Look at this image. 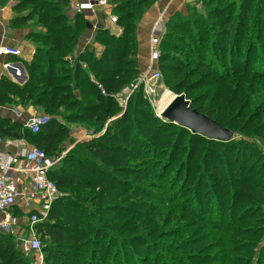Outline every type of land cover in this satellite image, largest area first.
I'll list each match as a JSON object with an SVG mask.
<instances>
[{"label":"trees","instance_id":"trees-1","mask_svg":"<svg viewBox=\"0 0 264 264\" xmlns=\"http://www.w3.org/2000/svg\"><path fill=\"white\" fill-rule=\"evenodd\" d=\"M8 1L0 0V5ZM14 1L15 23L24 28L28 27L29 33L26 38L34 46V55L29 63H25L30 78L26 85L18 86L5 77L0 78V107L16 100V106L28 105L39 109L50 117V121L37 133H31L20 123L0 120V136L31 141L47 155H54L57 144L68 137V131L52 117L58 108H80L81 112L70 113L67 120L84 119L89 122L95 119V125L99 124L100 118L109 120L114 117L115 110L119 113L118 106L114 103L115 95L124 92L140 74L136 60L134 30L141 9L149 0H124L118 4L117 0H108L109 3L115 4L112 10L117 15V24L122 33L116 36L107 30L97 29L94 41L103 47L99 55H95L91 47L85 48L83 52L78 51L83 36L88 32L89 22L85 19L84 13L73 14L70 11V0ZM202 2L216 4V9L211 11V17L214 20L216 18L221 20L220 23H214L220 30L215 32L214 26L208 25L200 33L190 34L196 43V49L202 50L201 53H197L199 61L195 63V67L183 63L177 57L167 58V54L161 52L158 70L159 72L164 70L169 75L175 95L184 96L191 109L206 115L223 129L238 133L249 132L253 136L264 138V70L255 69L264 66V57L253 63L248 53L252 48L255 52L260 49L254 41L259 40L258 31L264 29V21L259 17L264 10V0H240V9L233 17L231 16L235 10V2L230 3V0ZM247 3H253L251 10L245 8V13L250 15L249 18L242 12L243 6H247ZM219 9L228 13L221 16ZM231 18L236 21V26L229 25ZM189 22L197 21L191 19ZM174 28L182 30L180 25H174ZM216 49L219 51L214 54ZM127 52H130V57H127ZM76 55L84 67L81 65L69 67L65 58ZM235 62L239 65L235 66ZM90 77L101 84L105 96L91 82ZM36 81L41 82V87ZM202 89L205 91H201ZM75 91L78 92L77 96L74 94ZM142 92V87H137L131 93L127 100V109L119 120H127L130 104H138V97ZM80 98L85 101V105H80L78 102ZM135 108L133 106L131 109L133 113L136 112ZM149 115H153L152 126L155 130L144 129L149 138L146 145L149 146L150 142H156L157 145L153 149L149 147L141 152L146 166L140 173L145 174V179L140 180L141 175L138 179L146 182H141L144 185L141 184L138 189L149 187L155 188L156 191L145 193L142 190L129 193L121 190L119 186L108 185L109 180L113 184L115 182L119 184L121 181L109 175L106 165L119 171L125 160L132 156L131 151L121 145L125 143L124 137L133 133L129 131L128 121L116 128L111 136L106 132L81 143V148L73 149L72 155L62 159L51 174V179L59 191L68 193L55 202L47 220L37 227L43 243L44 264H162L164 260H160L164 257L160 251L167 256L166 262L170 260L175 256L174 251L182 250L179 247L182 245L181 241H177V236L182 234L187 236L185 243H189L184 248L190 246L191 251H196L195 246H200L201 239H198L199 231L193 232L198 221L195 215H200L203 206L198 207L195 200L189 208L188 195L190 192L197 195L201 192V187L211 186L208 179L202 181L207 172V170L201 172L199 164L203 166V163L207 164V168L218 171L217 174L214 173L218 180H221L222 174L228 177V170L238 176L232 181L234 186L229 189L231 190L229 197L236 209L244 203L247 212L246 215L241 213L238 220H232L231 225L257 222V218H254L260 213L257 206L264 203V161L258 168H255L254 161L247 168L246 163L249 160L252 162L253 157H244L243 152H240L241 155L238 149H236L238 157L228 153L223 157L220 151L224 149L219 147L220 141L191 133L190 138L198 141L206 139L208 148L213 146V150L199 156L197 147L194 146L191 156L186 159L184 171L178 165L168 171L169 166L174 165L169 162L168 156L163 157L158 147L164 146L167 140H170V136L163 132L172 128L170 126L173 123L153 113ZM73 153L82 154L83 159L75 157ZM149 153L153 156L147 158ZM118 155L120 158L116 157ZM195 159L199 160L196 162ZM68 160H72V163L66 167ZM153 179L161 181L153 185L151 183ZM221 185L218 181V187ZM161 190L164 192L159 193ZM218 191L222 193L221 190ZM225 197L226 195L222 194L224 201ZM120 198L122 202L116 203ZM213 206L215 210L211 216L212 222L202 220L212 229L214 227L218 229L222 226L223 214L227 209L216 202ZM232 210L231 207L227 213L235 215ZM249 213L253 215L250 216ZM188 217L191 220L184 222L183 219ZM250 230L252 232L249 231L251 234L247 236L237 229L234 230L243 239L245 246L257 239L260 233L252 228ZM129 231L142 233L140 238V235H131L144 240L145 253L142 257H138L134 251H124ZM173 232H176V235ZM221 232L225 234L228 230ZM155 234L163 240L161 245L152 243L150 235ZM237 240L239 242V239ZM221 242L218 250L229 252V243L223 245V238ZM214 244H216L214 241L206 243L198 248V252L192 253L193 256L205 248L211 252ZM229 250L236 254L240 253L242 256L240 264L249 261L248 255L252 254L250 251L244 254L245 249L242 246ZM222 256V264H230L226 261L227 254ZM28 261L13 238L0 233V264H30ZM254 264H264V246L258 251Z\"/></svg>","mask_w":264,"mask_h":264},{"label":"rangeland","instance_id":"rangeland-1","mask_svg":"<svg viewBox=\"0 0 264 264\" xmlns=\"http://www.w3.org/2000/svg\"><path fill=\"white\" fill-rule=\"evenodd\" d=\"M123 1L124 0H117L116 4L123 2ZM163 1L164 0H149L148 4L141 9L140 15L138 16V22L135 24L136 29L134 30V40H135V44L137 47L136 60H137V67H138V70L140 71V74L142 73V70L147 65V60H146L144 67H142V65H141L142 64L141 63L142 62L141 61V55L143 53L142 49H144V47L146 45L145 34L147 31V25L149 24L147 17H149L154 12V9L158 8L160 6V3ZM202 1L203 0H184V1H181L180 7H176L174 10H172L170 13H168V15L166 17L164 16V20L166 21V30H165L164 35H163L162 40H161V49H160L161 52L163 54L166 53L167 58L168 57L169 58L173 57V59L176 57L180 58V60L183 61V63L186 62L191 67L196 66L195 63H197L199 61V58L197 57V53H199V52L201 53L202 50L196 49V43L193 42L190 34H192V32L200 33L201 30L205 29L208 25L213 27L214 23H220L221 22V20L219 18H216L214 20L211 17V11L213 9H216V4H213L210 2H202ZM239 1L240 0H230V3L235 2V4H236L235 10H234L231 17H233L234 14L238 13V11L240 9L239 8ZM254 1H256V0H254ZM109 4L112 5V9H113L115 4H111V3H109ZM221 4H222V2H220L219 5H221ZM246 5L247 6H243V10H242L243 13H245L246 7L248 8V10L249 9L251 10L253 3H249V4L247 3ZM112 9L110 11H103L102 12L104 21H106V19L110 15H114L117 18V15L113 12ZM219 12H221V16H224L228 13V12L226 13V11H223L221 9H219ZM263 12H264V10L260 13L259 17L261 20L264 21ZM160 13H162V11ZM245 15L247 16V18L250 17V15L248 13L247 14L245 13ZM191 19H194L197 22H193V23L189 22V20H191ZM255 19H257V17H255ZM104 21L101 23L102 25H103ZM102 25H100L98 27V29L101 27L103 28ZM174 25H180L182 27V30H178V29L174 28ZM229 25L236 26V21L233 18H231V22ZM112 28H113V30L120 29L121 32L116 34V36L121 35L122 29L120 28V26H118V24H116ZM214 28H215V32L220 30V27L218 28V27L214 26ZM96 31H97V29H96ZM96 31L94 32V34L92 35V37L90 39V44L88 46L87 45L84 46V44H83V46H81V43H80L78 51L80 50V52H83L84 49L87 47H91L90 49L93 50V53L95 55H99L103 51L102 45H100L99 43H95V41H94L95 35L97 33ZM110 33H112V32H110ZM165 35H167L168 37ZM257 35L259 37V40L254 41V43H255V45H258L260 47V49L257 52H255L254 48H252L248 52L252 58L253 63L255 61H259L260 57L261 58L264 57V29H260L258 31ZM215 37H217V36H215ZM218 45L220 46V43ZM218 51H219L218 49L214 50V54H216ZM129 53L130 52H127V57H130ZM33 55H34V52H33ZM33 55H32V57H33ZM69 59H71L72 61L70 62ZM65 60L67 61V64L71 68L76 66V65L84 66L83 63L78 61L77 55H76V57H70V56L66 57ZM29 62H24L21 65V67L23 68V72H24L23 76L24 77H23V79H21V82L20 81L15 82L16 85L24 86V85H26L27 81L30 79L29 75H28L27 67L25 65V63H29ZM234 65L237 66L239 64H238V62H235ZM234 65H233V67H234ZM158 68H159V66H158ZM255 69L257 71L258 70L263 71L264 66H261V67L258 66ZM160 73H161V75L157 79V81L155 79L156 82L155 81L152 82L150 87H149L150 93H152L149 96V99H148L147 95H145L144 92H142V95H139V97H138L139 103L133 104V105L130 104V106H129L130 110H128V112H127V120H119L127 109L126 106H127V100L129 97L127 98L126 102L124 103V101L127 97V93H125L126 89L121 94L115 95V98H114V103L117 104L119 113L117 110H115L113 113L114 117L110 118L109 120L100 118V120L98 121L99 124H96V125L94 124L95 119L90 120L89 122H88V120H84V119L83 120H71V121L67 120V117L70 113L73 114V113L81 112L80 108H75V109L74 108L73 109H66L65 107L58 108L57 112L54 115H52V117H53V119L56 120V122L59 125H61V127L63 129H66L68 131V137L62 139L57 144V146L54 150V155H55V153H57V155H59V156H61L63 154L62 159L69 157L70 155H72L73 149H80L81 148V146H80L81 143L89 141L93 138H96V137H98V135H104L106 132L108 135L111 136L113 131L116 130V128H118L121 125H124V123H126V121H128L129 131L133 132V133L127 134L123 139V141L125 143H123L121 145L126 146L131 151L132 156L129 157L130 159L127 158V160H125L126 162H124L123 165H121L119 167L120 168L119 171L114 170L115 168L111 167L110 165H106V167L109 169V175L111 174L113 177H115L121 181L119 184L117 182H115L113 184L112 181L109 180L108 185H109V187L113 186V185L119 186V188L121 190H124L125 192H129V193H132V192L135 193V192H139L142 190L145 193H151L152 190L154 191L155 188H149V187H145L142 190L138 189V187H140L141 184L144 185L141 182H146V181H140V180L145 179L144 178L145 174L140 173V172L142 170H144L145 166H146V161L143 160V156H142L141 152H143V150L146 151L147 148H149V147H152V149H153V147H155L157 145L156 142H150L149 146L146 145L147 142L149 141L148 140L149 138H148V134L144 131V129L149 128L150 131L155 130V127L152 126V124H153L152 116L153 115H149V114L153 113L154 115L159 117L158 114L156 113L158 111L157 109L159 107V103L162 101H166V100H162L163 95L166 92H168L170 95L168 96L167 99H169L170 97L176 96L174 93V90H173V83L170 82L169 75L164 70H160ZM140 74H139V76H140ZM93 81L96 82V80L94 78H93ZM36 83L38 85H40L39 87H41V82L38 83V81H36ZM201 91L204 92L205 89H202ZM38 92H40V90ZM66 93L68 95V92H66ZM74 94H75V96H77L78 92L75 91ZM105 95H106V93H105ZM78 102L80 103V105H85V101H83V99H81V98ZM132 102H133V99H132ZM16 103H17V101L13 100L12 102H9L8 105H17ZM133 106L136 107L135 113H133L131 110ZM22 109L23 110L32 109V111L34 110V112H36V114H42V115L45 114L46 115V113H44L43 111H40L39 109H35V108L28 106V105H26ZM263 109H264V106H263ZM131 112H132V114H131ZM170 127H172V128L167 130V132H163V134L166 133V136L167 135L170 136V140H167V142L165 144L166 146L164 145L162 147H158L159 148L158 150L162 151L161 153H163V157L168 156L169 162L174 165V166L170 165L168 171L173 170L174 167L177 165L179 168H182L184 171L186 164H187L186 159H188L191 156V153L193 151L192 147L194 148V146L197 147L199 156L213 150V146H210V148H208V143H207L206 139L202 140V141H198L195 138H190V135H191L190 131L183 129V128H177V126L175 124L171 125ZM95 131H97V133H95ZM117 131H119V129ZM229 131L232 133V138L230 140H227V141H220L219 142V143H221L219 147L224 149V151H220L222 153L223 157H226V153L230 154L231 156L235 155L236 157H238L239 154L238 155L236 154L237 153L236 149H238L239 153L243 152L244 157L245 156L247 158L253 157L252 162L249 160V162L246 163L247 168L253 163V161H254V164H256L255 168H258L260 166V163L264 161V138H260V136H258V135L253 136V135L249 134V132H246V133L239 132L238 133V132L233 131V130H229ZM189 138H190V141H189ZM28 143L30 145L36 146L31 141H28ZM242 147H243V149H242ZM73 155H75V157L83 159L82 154L76 155L73 153ZM119 155L116 157L120 158ZM152 156L153 155L151 153H149L147 158H150ZM181 159H184V161H181ZM197 160H199V159H195L196 162H197ZM70 163H72V160L66 161V167H68L69 166L68 164H70ZM199 166L201 167V172L203 170H205V171L207 170V172H205V176L203 177L202 181H204L205 179L206 180L208 179L211 183V186H208L207 188L201 187V192H198L197 195L193 194L192 192H190V195H188L189 203L188 202L187 203H188L189 208L192 207L195 200H197L196 203L198 204V207L203 206L202 212H200V215L199 216L195 215L197 217L196 220H198V221L196 222L195 227L193 228V232L199 231L200 234L198 235V237H200V238H198V239H201L200 240L201 241L200 246H195V249L197 251L198 248L204 246L206 243H211L212 241L216 242V244H214V246L211 248V252H208L209 249L205 248L204 250H202L198 254H196V256H193L192 253H195L196 251H191L190 246L187 248H184L189 243H185L187 236L182 234L180 236H177V241H181L180 243L182 245L179 247L182 250L177 249L176 251H174L173 254L175 256H172V258L170 260H168L167 262L165 261L167 259V256H164L165 255L164 252L160 251V253H162L161 255L164 257L160 261L164 260V262L162 264H222V261H221L223 258L222 255L227 254L226 261L228 263L240 264L239 261L242 259V256L240 255V253L236 254V252H233V250H229V249H234L238 246H242V248L245 249L243 252L244 254H246L247 251H250V253H252L251 255H248V259H250V260L249 261L247 260V262L242 263V264H254L255 261L257 260L258 251H260V249H262L264 246V203H259L257 206L260 213L257 215V217L254 216V218H257V222L255 224H250L249 222H241L239 224L236 223L237 225H234V226L231 225L232 220H235V221L238 220V217L241 215V213H242V215H246L245 213L247 212L245 210L246 205H244V203L241 206H239L238 209H236V207L233 204V200H230V197H229V195H230L229 192L231 191V190L229 191V189L231 188V186H234L232 181H233V179L238 178V176H235L234 174L231 173V170H228L229 176L225 177L222 174V175H220L221 180H218V178L214 176L215 174L218 173V171L211 170L210 167L207 168L206 163H203V166L205 168L203 166H201V164H199ZM245 170H247V169L245 168ZM168 171L166 172V175H168V173H169ZM140 175H141V179L139 180L138 178ZM160 181L161 180L153 179V180H151V183H153V185H156L155 183H157V182L159 183ZM218 181L222 184L219 187H218ZM223 186H225V188ZM218 189L221 190L222 193H220L218 191ZM163 192L164 191L161 190L159 193H163ZM66 193H68V192H61L60 191L61 197H64V195H66ZM222 194L226 195L225 201L222 198ZM115 195L116 194H114V196ZM133 200H134V198H133ZM137 200H139V198H137ZM145 200L149 201L146 198H145ZM121 202H122V199L120 198L119 200H117L116 203H121ZM215 202L218 203V205H220V206L221 205L225 206V209H227V211H228V209H230L232 207V209H233L232 211H233V213H235V215H230L226 211L223 214V220L221 223L222 226H221V228H218V229L216 227H214L212 229L208 223L206 224L202 220V219H205L207 222H209V221L212 222L211 216L213 214V210H215V208L213 206V204ZM252 215L253 214H250V216H252ZM190 220H191V218H189V217L183 219L184 222L190 221ZM251 228L253 230L259 231L260 233L258 234L259 236L257 239L255 238L253 242H250V244H248V246H245L244 245L245 242L243 241V239H241L240 235L237 232H235L234 230L237 229L238 231L241 232V234L244 233L247 236V234H251L249 232V231H251L250 230ZM224 230H228V232H225V234H222L221 231H224ZM128 233H129L128 234L129 236H128L127 240L125 241L124 251H127V252L128 251H134V253L137 254L138 257H142L145 253V249L143 246L144 240L136 239L137 236L131 237V235H140L139 236V238H140V237H142V233L141 232L132 233L131 231H129ZM173 233L175 234L176 232H173ZM253 233H255V231ZM150 237L152 239V243H156L159 245H161V243H163V240L161 238H158L157 234L150 235ZM222 238H223V245L228 244L230 239H231L230 243L228 244V251L229 252H227L226 250L222 251L221 249L218 250V247H220V245L222 244V242H221ZM253 238H249V239H253ZM237 239H239V242ZM115 241H116V238H115ZM14 242L16 243L15 240H14ZM16 246H17V244H16ZM210 257H212V258H210ZM28 260H29L28 263L32 264V261L30 259H28Z\"/></svg>","mask_w":264,"mask_h":264},{"label":"built area","instance_id":"built-area-1","mask_svg":"<svg viewBox=\"0 0 264 264\" xmlns=\"http://www.w3.org/2000/svg\"><path fill=\"white\" fill-rule=\"evenodd\" d=\"M96 7L102 11L112 9L108 0H96L94 3L86 0L84 3L72 5L70 11L73 14L85 12L94 14ZM116 24L117 18L110 15L101 28L116 35L121 32L120 29L113 30L112 27ZM165 30L164 13L159 12L149 30L147 65L134 83L125 90L127 97L124 103L137 87H142L148 99L152 94L149 87L160 77L158 59L161 55L160 43ZM89 44L90 41L86 43L87 46ZM21 54L18 48L0 47V56L20 57ZM2 68L6 72L14 71L17 79L22 76L21 71L9 62H6ZM10 77L13 78L12 74ZM90 80L95 82L92 77ZM94 84L101 90V94L105 95L101 84L97 82ZM17 115L22 119L19 122L31 133H37L50 121L49 116L36 112L25 119L21 114ZM62 157L63 154L47 155L44 150L30 145L25 139L0 136V233L13 238L20 252L30 259L32 264H44L43 243L37 227L47 220L52 206L61 198L51 174L58 167Z\"/></svg>","mask_w":264,"mask_h":264},{"label":"crops","instance_id":"crops-1","mask_svg":"<svg viewBox=\"0 0 264 264\" xmlns=\"http://www.w3.org/2000/svg\"><path fill=\"white\" fill-rule=\"evenodd\" d=\"M91 1L94 3L96 0H91ZM181 1L184 0H164L163 2L160 3V6L158 8H155L154 12L149 17H147L149 24L147 25V31L145 34L146 45L144 49H142L143 53L141 55L142 67H144L147 60V55L149 54V47H148L149 30L153 20L161 11L164 13V16L166 17L168 13H170L176 7L181 6ZM84 2H86V0H70L69 7H71L74 4L84 3ZM15 5L16 2L14 0H9L6 4L0 5V47L4 46L10 48H18L22 53L20 57L0 56V78L5 77L10 81H12L13 83L18 81L21 82V79H23L24 77L23 76L24 72L21 65L24 62H29L34 52V46L26 38V36L29 33L28 27L24 28L15 23L16 16L13 10ZM95 9L96 10L94 14L91 12L84 13L85 19L91 24L92 27L91 29H88V32H86V34L83 36L81 40V46H83V44L84 46H86V43L90 41L96 29H98V27L102 25L101 23L104 21L102 15L103 11L99 7H96ZM6 62H9L10 64L14 65L17 69L21 71L22 76L19 79L16 78L14 71L6 72L2 68V66ZM10 74H12L13 78L10 77ZM22 108L23 107L21 106L8 105V104L1 106L0 120H9L11 122L20 123L19 120L21 119V117H18L17 115L18 113L21 114L22 117L25 119L34 112V110L32 111V109L23 110Z\"/></svg>","mask_w":264,"mask_h":264},{"label":"water","instance_id":"water-1","mask_svg":"<svg viewBox=\"0 0 264 264\" xmlns=\"http://www.w3.org/2000/svg\"><path fill=\"white\" fill-rule=\"evenodd\" d=\"M91 27V24L88 23L87 29H91ZM161 114L160 118L201 137L216 141H227L232 138V133L229 130L221 128L206 115L191 109L189 102L182 95L173 96Z\"/></svg>","mask_w":264,"mask_h":264},{"label":"bare ground","instance_id":"bare-ground-1","mask_svg":"<svg viewBox=\"0 0 264 264\" xmlns=\"http://www.w3.org/2000/svg\"><path fill=\"white\" fill-rule=\"evenodd\" d=\"M170 94L168 93V92H166L164 95H163V98H162V100H166V101H162V102H160L159 103V107H158V114H159V117H162V110L165 108V106L170 102V100L172 99V97H170L169 99H167L168 98V96H169ZM164 102V103H163ZM156 112V113H157Z\"/></svg>","mask_w":264,"mask_h":264}]
</instances>
